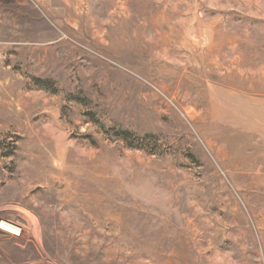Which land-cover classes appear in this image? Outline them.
I'll list each match as a JSON object with an SVG mask.
<instances>
[{
    "label": "rangeland",
    "instance_id": "rangeland-1",
    "mask_svg": "<svg viewBox=\"0 0 264 264\" xmlns=\"http://www.w3.org/2000/svg\"><path fill=\"white\" fill-rule=\"evenodd\" d=\"M1 219L0 264H264V0H0Z\"/></svg>",
    "mask_w": 264,
    "mask_h": 264
},
{
    "label": "bare ground",
    "instance_id": "bare-ground-1",
    "mask_svg": "<svg viewBox=\"0 0 264 264\" xmlns=\"http://www.w3.org/2000/svg\"><path fill=\"white\" fill-rule=\"evenodd\" d=\"M5 230H9V231L13 232L15 230H18V228L15 224H12L10 222H7V221L1 219L0 220V231L4 232L5 234L11 235Z\"/></svg>",
    "mask_w": 264,
    "mask_h": 264
},
{
    "label": "built area",
    "instance_id": "built-area-1",
    "mask_svg": "<svg viewBox=\"0 0 264 264\" xmlns=\"http://www.w3.org/2000/svg\"><path fill=\"white\" fill-rule=\"evenodd\" d=\"M8 221V220H7ZM12 224H15L18 228V230H15V231H9V230H5L7 231L9 234H11L12 236H15V237H21L22 233H23V228L21 225H19L18 223H15V222H12V221H8Z\"/></svg>",
    "mask_w": 264,
    "mask_h": 264
},
{
    "label": "trees",
    "instance_id": "trees-1",
    "mask_svg": "<svg viewBox=\"0 0 264 264\" xmlns=\"http://www.w3.org/2000/svg\"><path fill=\"white\" fill-rule=\"evenodd\" d=\"M130 136V134H127V137H129Z\"/></svg>",
    "mask_w": 264,
    "mask_h": 264
}]
</instances>
